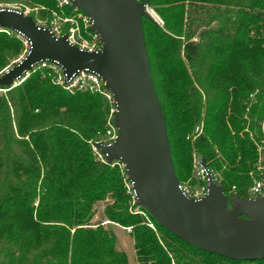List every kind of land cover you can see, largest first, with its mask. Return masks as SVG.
<instances>
[{"label": "trees", "instance_id": "trees-1", "mask_svg": "<svg viewBox=\"0 0 264 264\" xmlns=\"http://www.w3.org/2000/svg\"><path fill=\"white\" fill-rule=\"evenodd\" d=\"M139 1L163 21L143 18V27L180 183L192 176L195 153L221 174L230 198L250 197L261 174L258 142L245 128L264 143V0ZM0 3H20L23 12L44 6L27 13L39 24L58 4ZM8 31L0 30V76L25 47ZM0 89V264H128L113 230L93 227L100 202L110 222L133 227L139 264H264L187 243L133 202L126 169L93 148L108 129L111 104L102 94L70 92L48 70ZM201 121L203 131L187 139Z\"/></svg>", "mask_w": 264, "mask_h": 264}, {"label": "water", "instance_id": "water-1", "mask_svg": "<svg viewBox=\"0 0 264 264\" xmlns=\"http://www.w3.org/2000/svg\"><path fill=\"white\" fill-rule=\"evenodd\" d=\"M72 7L90 19L100 50L81 49L66 34L57 36L20 9L0 4V28L21 34L29 44L27 53L1 74L0 85H15L44 60L58 61L69 76L94 71L113 94L118 134L96 147L107 163H124L135 203L200 249L234 260L264 259V195L230 198L204 158L205 195L188 194L177 177L143 27V18L156 21L148 1L72 0Z\"/></svg>", "mask_w": 264, "mask_h": 264}, {"label": "rangeland", "instance_id": "rangeland-1", "mask_svg": "<svg viewBox=\"0 0 264 264\" xmlns=\"http://www.w3.org/2000/svg\"><path fill=\"white\" fill-rule=\"evenodd\" d=\"M0 4H2V3H0ZM8 5L12 6V7H16V8L22 6L20 3H11ZM38 8H44V6L39 5V6H35L33 8L30 6H26L24 9H25V12H27L29 14L30 12L31 13L37 12ZM150 9L155 13L154 17L156 19V22L162 27L163 26L162 19L160 18L158 13L152 7H150ZM48 12H49L50 17L48 19L47 18L46 19H40L39 20L41 22L40 24L43 26L56 27L60 36L69 32L70 28H72V27H79V31L81 32V35H83L84 37L90 36L92 29H90L91 28L90 26L86 25V22L84 21V13L82 11H80V10L68 11L66 8H64V6H62L58 3V4H56L55 8H53L52 10H48ZM6 32H9V31L7 30ZM27 51H28V46L25 44L24 50L13 60V62L16 63L18 60H20L27 53ZM14 64L9 65L8 68L13 66ZM15 85H17V84H15ZM15 85H13V86H15ZM70 92H74V91H70ZM197 128L200 129L199 132L197 131ZM203 128H204V122L201 121L199 124H197L194 127L193 131L187 137V139L193 141L203 131ZM245 130L251 139L256 140L255 143L258 142L257 143L258 144V157H257L256 162L254 163V167L256 168V170H259V172L262 176L263 171H264V159H263L264 158V143H259V141L257 139H255V135L253 134V132L250 131L251 130L250 128L246 127ZM201 159H202V157H200L199 155L194 153L193 159H192V166H193L192 167V176L189 179L183 181V184H182L184 186V188H186L190 192V194H192V195H195L196 193H200L204 187H207L206 178L200 172V166L199 165H200ZM120 167H121V165H120ZM215 179L219 183L222 184V182H221L222 178H221L220 173H218V172L215 173ZM204 181L206 182L205 184H203ZM128 184H129V181L126 182V187H127V192L130 193L128 191ZM133 202H135L134 199H133ZM106 204H107V202H100L97 205L96 214H95L94 218L92 219L93 227H97L98 225H102L105 229L113 230V232L117 238L118 249L124 251L128 256V264H139V262L137 260L135 245H134V238L132 236L133 227L132 226L125 227V226H121L119 224H115V223L110 222L104 216V210H105ZM136 210L139 211L138 208ZM143 216L145 217L144 214H143ZM147 220H148L149 226L154 228L152 226L153 224L150 222V219L148 217H147Z\"/></svg>", "mask_w": 264, "mask_h": 264}, {"label": "built area", "instance_id": "built-area-1", "mask_svg": "<svg viewBox=\"0 0 264 264\" xmlns=\"http://www.w3.org/2000/svg\"><path fill=\"white\" fill-rule=\"evenodd\" d=\"M57 1L62 6L71 5L72 7V0H57ZM72 8L74 9V11L79 9L76 7H72ZM84 21L86 22L87 26L91 27V21L85 13H84ZM51 29L57 36H60L56 27H51ZM0 30L7 31L6 29H2V28H0ZM66 35L68 36V39L72 44L78 46L81 49L93 52V51H98L102 48V43L100 41L99 36L92 30H91L89 37H84L83 35H81V32L79 31V27H72L70 28L69 32L66 33ZM23 41L28 46V49H29V44L26 42L25 38L23 39ZM35 70L50 71L51 74H53L54 76L55 82L58 85L65 88L66 90L93 91V92H98L102 94L103 96H105L111 104L109 120H108V129H107L106 137L102 141H99L96 143H111L113 140L117 138V135H118L117 129L114 125V116L117 111L116 102L114 100L113 94L106 88L105 82L102 80V78L98 74H96L94 71H91L89 69H84V70H79L69 76L65 72L63 66L58 61L44 60V61H41L33 65L32 70L26 73V75L23 78L16 81L15 84H20L23 80H25L28 77V75H30L32 71H35ZM197 131L199 132L200 129L197 128ZM96 143L93 144V148L97 154V157L101 160H106L105 154L102 153L96 147ZM117 163L121 165L122 168H125L124 163H122L121 161H117ZM200 172L205 176L206 172L201 166H200ZM184 189L188 194H190V192L186 188ZM128 191L134 197V192L132 190V186L130 182L128 184ZM206 191H207V187H204L200 193H196L195 195H192V194L190 195H192L195 198H200L206 194ZM249 192H250V197L264 195V171H263V175L261 176V178L254 181V184L251 186Z\"/></svg>", "mask_w": 264, "mask_h": 264}, {"label": "bare ground", "instance_id": "bare-ground-1", "mask_svg": "<svg viewBox=\"0 0 264 264\" xmlns=\"http://www.w3.org/2000/svg\"><path fill=\"white\" fill-rule=\"evenodd\" d=\"M151 11V13H152V15L154 16L155 15V13L152 11V10H150ZM157 17V16H156Z\"/></svg>", "mask_w": 264, "mask_h": 264}]
</instances>
